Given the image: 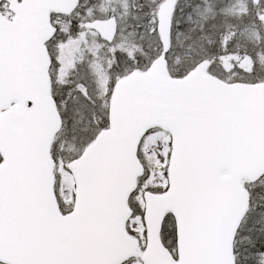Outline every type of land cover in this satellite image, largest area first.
Segmentation results:
<instances>
[{"label":"snow or ice","instance_id":"obj_1","mask_svg":"<svg viewBox=\"0 0 264 264\" xmlns=\"http://www.w3.org/2000/svg\"><path fill=\"white\" fill-rule=\"evenodd\" d=\"M0 264H264V0H0Z\"/></svg>","mask_w":264,"mask_h":264}]
</instances>
